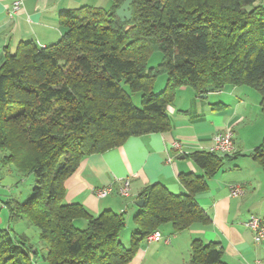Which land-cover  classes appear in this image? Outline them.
<instances>
[{"label": "trees", "instance_id": "1", "mask_svg": "<svg viewBox=\"0 0 264 264\" xmlns=\"http://www.w3.org/2000/svg\"><path fill=\"white\" fill-rule=\"evenodd\" d=\"M83 5L60 16L65 32L47 47L22 41L5 50L0 64V166L33 174L30 197L6 202L12 218L34 225L48 250L49 264H128L142 244L165 223L176 231L210 218L196 194L206 189L230 154H192L203 176H180L186 193L160 183L140 197L138 230L129 247L121 239L124 213L92 216L67 203L66 180L81 161L123 144L134 135L171 128L168 106L183 86L200 93L228 85L247 86L261 97L264 112V3L262 0H132V17L117 10ZM163 52L157 67L151 56ZM166 87L155 93L158 75ZM141 93L136 105L131 93ZM264 169V139L253 153ZM85 218L86 227L75 219ZM39 249L27 234L0 228V264H35ZM187 264H228L215 242L193 241Z\"/></svg>", "mask_w": 264, "mask_h": 264}, {"label": "crops", "instance_id": "2", "mask_svg": "<svg viewBox=\"0 0 264 264\" xmlns=\"http://www.w3.org/2000/svg\"><path fill=\"white\" fill-rule=\"evenodd\" d=\"M90 1L25 0L22 9L13 13V0H0V64L5 50L15 52L22 41H35L42 47L57 43L65 32L60 16L69 9L92 5ZM167 113L172 123L169 130L130 136L117 147L86 156L66 180V202L83 205L92 216L105 210L124 213L126 227L121 239L129 247L131 237L126 228L131 227V235L138 230L134 217L141 211L137 205L142 199L140 193L154 183L176 194L186 193L180 176L205 174L192 154L210 151L214 135L231 130L234 152L224 159L214 175L206 177V189L196 194L198 204L210 220L195 222L181 231H176L172 223L163 224L155 232L159 236L147 239L128 264H187L195 240L217 243L228 264H264V238L257 242L254 231L246 225L252 215L264 219V169L253 158L255 149L264 139V112L259 93L251 87L228 85L220 91L204 94L194 87L183 86L176 91ZM178 141L183 145L182 153L174 148ZM2 173L0 180L5 173L16 175V180L11 179L19 184L32 177L21 176L11 166ZM124 178L131 179L129 196L121 195L118 190ZM34 182L32 177L26 193L13 194L16 192L14 183L7 186L11 194L8 199L0 200V207H8V201H26ZM235 184L243 187V195H231V187ZM106 185H113L114 192L104 198L98 197L96 189ZM1 215L0 212V219ZM6 219L0 228L13 230L12 222H23L12 218L10 213ZM74 223L83 228L87 220L78 218ZM20 233L26 234V231Z\"/></svg>", "mask_w": 264, "mask_h": 264}, {"label": "rangeland", "instance_id": "3", "mask_svg": "<svg viewBox=\"0 0 264 264\" xmlns=\"http://www.w3.org/2000/svg\"><path fill=\"white\" fill-rule=\"evenodd\" d=\"M90 2H91L90 4H92V5L94 4L93 6H99V7H103V8H106V9H109L111 7V5H112L111 0H91ZM162 59H163V52H161V51L155 52L151 56L150 60L148 61L149 68L157 67L162 62ZM167 80H168L167 74L161 73V74L158 75V78H157L156 84H155V90H154L156 94H159L160 92H162L164 90V88L166 87ZM131 96H132V99H133L134 103L136 105L140 106V104H141V93L140 92L131 93ZM2 167L3 166H0V175H1V177L3 175L2 171L6 167L9 169V166L3 167V168ZM6 171H9V170H6ZM31 175H32V177H34L33 174H31ZM15 176L16 175H11V174L7 175L5 173V175L3 176L4 179L1 178L2 180H0V181L2 183H0V200H6V199L9 198V195L11 194V192H9L7 186H12L13 185V187L15 188L14 191H16L13 194H19L22 191H24L26 193L27 191H29V187L28 186H30L32 184V183L30 184V182L32 181V177H29V179L27 178V180H25L24 182H21V184H19V182L17 183L16 181H12V179H11V178H14V179L18 178V177H15ZM12 183H14V184H12ZM3 185L6 186L5 189L7 191L4 189ZM30 190L32 192L31 188H30ZM0 212L2 214L1 215L2 219H0V227H1L3 225L2 222H6V220H7L6 218H7V216L9 217V213L10 212H9L8 207H6V208H1L0 207ZM22 221L23 222H21L19 224H16L15 222L14 223L12 222V224H11L12 229L16 230V231L18 230L17 232H19V233H20V231H26V234L29 236L31 241L33 243H36L35 245L39 249L40 252H39L38 255H36L34 257L35 264H49V261L46 258H44V256L47 253L48 247H47L46 243L41 240L37 228L34 225L30 224L25 219H22ZM6 226H8V225H6ZM126 230L129 233V236L131 237L132 236L131 235V233H132L131 227L129 229L126 228ZM126 244L128 245V243H126Z\"/></svg>", "mask_w": 264, "mask_h": 264}, {"label": "built area", "instance_id": "4", "mask_svg": "<svg viewBox=\"0 0 264 264\" xmlns=\"http://www.w3.org/2000/svg\"><path fill=\"white\" fill-rule=\"evenodd\" d=\"M25 0H13V13H17L22 9ZM214 145L211 147V152H216L221 155L231 154L235 150V142L233 138V132L226 130L214 135ZM174 148L182 153L183 145L181 142L174 143ZM171 161V159H169ZM131 189V179L124 178L120 180L119 193L123 196H129ZM96 195L100 198L107 197L114 192L113 185H106L96 189ZM244 194V189L241 185L235 184L231 187V195L238 197ZM246 225L254 231V238L257 242H260L264 238V219L257 215H252ZM159 233L152 234L148 239L158 237Z\"/></svg>", "mask_w": 264, "mask_h": 264}, {"label": "water", "instance_id": "5", "mask_svg": "<svg viewBox=\"0 0 264 264\" xmlns=\"http://www.w3.org/2000/svg\"><path fill=\"white\" fill-rule=\"evenodd\" d=\"M131 3L132 0H126L121 7L117 10V15L122 19V20H130L132 17V10H131ZM137 205L139 207H144L145 205V200L140 199L137 202Z\"/></svg>", "mask_w": 264, "mask_h": 264}]
</instances>
